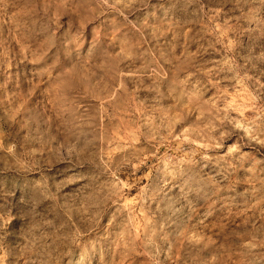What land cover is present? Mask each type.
Wrapping results in <instances>:
<instances>
[{
	"label": "rangeland",
	"instance_id": "rangeland-1",
	"mask_svg": "<svg viewBox=\"0 0 264 264\" xmlns=\"http://www.w3.org/2000/svg\"><path fill=\"white\" fill-rule=\"evenodd\" d=\"M0 264H264V0H0Z\"/></svg>",
	"mask_w": 264,
	"mask_h": 264
}]
</instances>
